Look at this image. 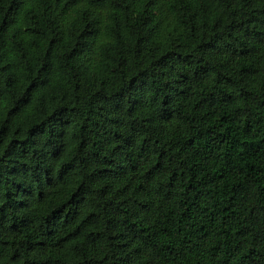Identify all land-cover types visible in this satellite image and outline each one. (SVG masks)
<instances>
[{
	"label": "trees",
	"instance_id": "obj_1",
	"mask_svg": "<svg viewBox=\"0 0 264 264\" xmlns=\"http://www.w3.org/2000/svg\"><path fill=\"white\" fill-rule=\"evenodd\" d=\"M0 264H264V0H0Z\"/></svg>",
	"mask_w": 264,
	"mask_h": 264
}]
</instances>
